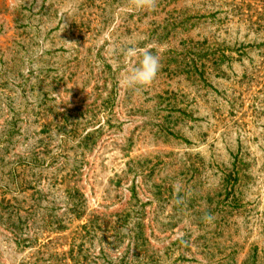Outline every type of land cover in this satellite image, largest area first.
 <instances>
[{
  "label": "rangeland",
  "instance_id": "374dc122",
  "mask_svg": "<svg viewBox=\"0 0 264 264\" xmlns=\"http://www.w3.org/2000/svg\"><path fill=\"white\" fill-rule=\"evenodd\" d=\"M154 4L0 0V264H264V0Z\"/></svg>",
  "mask_w": 264,
  "mask_h": 264
},
{
  "label": "clouds",
  "instance_id": "9594fccd",
  "mask_svg": "<svg viewBox=\"0 0 264 264\" xmlns=\"http://www.w3.org/2000/svg\"><path fill=\"white\" fill-rule=\"evenodd\" d=\"M144 3L149 7H155L154 0H144ZM131 10L124 8L119 12ZM64 11L66 15H73L76 11L75 4L69 5ZM121 51L124 67L119 71V86L125 90H138L149 86L156 79L161 68L160 56L153 51V46L148 44L140 47L133 43L126 45Z\"/></svg>",
  "mask_w": 264,
  "mask_h": 264
}]
</instances>
